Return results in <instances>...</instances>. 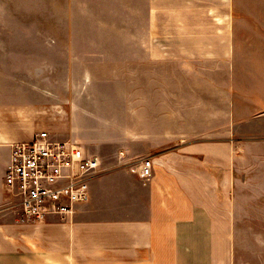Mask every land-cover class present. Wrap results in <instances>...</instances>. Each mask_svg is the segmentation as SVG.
Instances as JSON below:
<instances>
[{
	"label": "crops",
	"instance_id": "obj_1",
	"mask_svg": "<svg viewBox=\"0 0 264 264\" xmlns=\"http://www.w3.org/2000/svg\"><path fill=\"white\" fill-rule=\"evenodd\" d=\"M261 72L264 0H0V264H264ZM42 131L101 168L27 222L5 175Z\"/></svg>",
	"mask_w": 264,
	"mask_h": 264
},
{
	"label": "built area",
	"instance_id": "obj_2",
	"mask_svg": "<svg viewBox=\"0 0 264 264\" xmlns=\"http://www.w3.org/2000/svg\"><path fill=\"white\" fill-rule=\"evenodd\" d=\"M101 168L96 157L73 142L56 141L46 131L12 146L5 185L17 201L21 219L46 221L75 214L90 197V179ZM139 174L149 179L152 161L140 165Z\"/></svg>",
	"mask_w": 264,
	"mask_h": 264
},
{
	"label": "rangeland",
	"instance_id": "obj_3",
	"mask_svg": "<svg viewBox=\"0 0 264 264\" xmlns=\"http://www.w3.org/2000/svg\"><path fill=\"white\" fill-rule=\"evenodd\" d=\"M242 75V74H240ZM261 81L259 83H251L252 84V88H261V92L264 93V78H263V73L261 72ZM243 79L242 80H237V86L239 87V89H242L243 85ZM240 92V91H238ZM251 126H254L255 128H253L254 130L252 132H257L259 131L261 133L260 135V138L259 137H250V138H247L248 141H252V140H255V139H260L261 141H263L260 145H257L256 147H253L254 145H247V144H237L236 145V152H241V153H244V152H252L254 151V149H257V151H260L262 153H264V137H261L263 134H264V125L262 126L260 124V126L258 127L257 125V122L252 124L251 123ZM254 148V149H253ZM261 168L262 170H264V163L261 164Z\"/></svg>",
	"mask_w": 264,
	"mask_h": 264
}]
</instances>
